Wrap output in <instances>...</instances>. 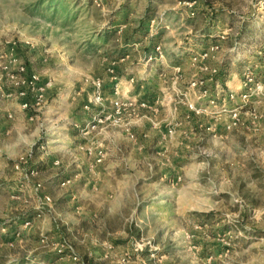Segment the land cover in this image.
<instances>
[{"label": "rangeland", "instance_id": "obj_1", "mask_svg": "<svg viewBox=\"0 0 264 264\" xmlns=\"http://www.w3.org/2000/svg\"><path fill=\"white\" fill-rule=\"evenodd\" d=\"M0 264H264V0H0Z\"/></svg>", "mask_w": 264, "mask_h": 264}, {"label": "crops", "instance_id": "obj_2", "mask_svg": "<svg viewBox=\"0 0 264 264\" xmlns=\"http://www.w3.org/2000/svg\"><path fill=\"white\" fill-rule=\"evenodd\" d=\"M136 41V40H135ZM175 62H181L180 61V58H178V60H176ZM14 111H15V114H16V118H17V122H21V120H24V115L23 113L20 111V108L17 106V105H14ZM16 124V122H15ZM19 125V123H18ZM22 128V127H21ZM21 130V129H20ZM111 165H108V168H107V172L106 173H111V177H112V180L114 183L120 181V180H123L124 177H126V168L121 166L120 165V162L119 161H113L110 163ZM106 173H105V176H106ZM107 183H108V179H106ZM109 187H111V184H109Z\"/></svg>", "mask_w": 264, "mask_h": 264}, {"label": "built area", "instance_id": "obj_3", "mask_svg": "<svg viewBox=\"0 0 264 264\" xmlns=\"http://www.w3.org/2000/svg\"><path fill=\"white\" fill-rule=\"evenodd\" d=\"M20 71H21V72L25 71V66H21ZM30 77H31V79H30V82H29V83H30L31 85H33V89H34V88H35L36 79H37V75H36V74H32ZM38 88H39V87L36 88V91H38ZM244 96H246V94H244ZM27 107H28V103L25 102V103L22 105V108H27Z\"/></svg>", "mask_w": 264, "mask_h": 264}, {"label": "trees", "instance_id": "obj_4", "mask_svg": "<svg viewBox=\"0 0 264 264\" xmlns=\"http://www.w3.org/2000/svg\"><path fill=\"white\" fill-rule=\"evenodd\" d=\"M151 9V7H149V10ZM226 78V77H225ZM225 78H223L222 80L225 81Z\"/></svg>", "mask_w": 264, "mask_h": 264}]
</instances>
